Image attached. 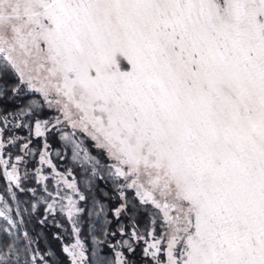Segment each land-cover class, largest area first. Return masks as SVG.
Segmentation results:
<instances>
[{
	"label": "snow or ice",
	"instance_id": "obj_1",
	"mask_svg": "<svg viewBox=\"0 0 264 264\" xmlns=\"http://www.w3.org/2000/svg\"><path fill=\"white\" fill-rule=\"evenodd\" d=\"M0 182V264H264V0H0Z\"/></svg>",
	"mask_w": 264,
	"mask_h": 264
},
{
	"label": "trees",
	"instance_id": "obj_2",
	"mask_svg": "<svg viewBox=\"0 0 264 264\" xmlns=\"http://www.w3.org/2000/svg\"><path fill=\"white\" fill-rule=\"evenodd\" d=\"M26 100H27V97L23 98L22 100L15 101V102H7V101H5L3 106L6 107L9 110H13V109L21 106L23 103H25ZM18 134L27 135V132L25 130H20L18 132ZM39 142H40L39 139H36L34 141L35 144H39ZM52 143H53V147L54 148L62 147L61 143L58 140V137L52 138ZM86 146L90 147L91 146V141H86ZM93 154H95L94 150H93ZM65 168H73L74 169V174L76 175V178L77 179L81 178V176H80L81 169L79 168L78 164L74 165L73 162L71 161V159H70V150H69V153H68L67 163L60 162V170H64ZM29 183H30V186H34V185H31V182H29ZM2 187H3V182H0V188H2ZM92 191L97 196H99L100 192H102V191H110L111 192V182L97 181L96 185L94 186ZM111 194L113 196L115 195V193H111ZM21 195H22V198L26 200V199H28V196H30L31 194L29 193L28 196H23V194H21ZM104 203L106 205L112 206V205L116 204L117 201L116 200H111V201L106 200V201H104ZM58 219H60L61 222L64 223V226L66 228L69 227L67 222L64 220L63 217H58ZM93 219L96 220V221H102L103 217L102 216L101 217H94ZM123 219L126 222L127 218L124 217ZM0 223H2V220H0ZM28 228H30L33 231H39L41 229V226L37 225L34 222V220H30L29 223H28ZM61 231H62L61 229L56 228L54 225L43 226V233L46 235V239H41L39 241L40 246L42 248H49V249L53 250L54 252H56L58 254L59 253L60 244H59L58 241L53 239V236H54L55 233L61 232ZM5 238H6V234L0 232V240H3ZM124 238H126V237H124ZM116 239H121V237L117 236ZM88 242L91 243L90 239H89ZM53 259H56V256H53ZM57 264H59V261H57Z\"/></svg>",
	"mask_w": 264,
	"mask_h": 264
}]
</instances>
